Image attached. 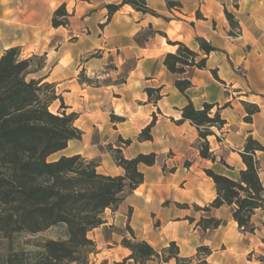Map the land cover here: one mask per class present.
<instances>
[{"label": "crops", "instance_id": "obj_1", "mask_svg": "<svg viewBox=\"0 0 264 264\" xmlns=\"http://www.w3.org/2000/svg\"><path fill=\"white\" fill-rule=\"evenodd\" d=\"M122 1L0 0V56L14 46H20L25 57L45 54L46 66L39 76L56 84L67 112L78 113L76 125L83 136L71 140L66 149L57 152L56 159L82 154L99 161V172L123 175L125 169L106 149L110 143L116 145L120 136L132 139L130 154L124 149L127 157L141 152L160 156L154 165L140 164L144 182L127 193L116 210L107 208L105 222L89 232L97 243L91 264H118L130 257L131 249L122 244V239L130 236L128 226L156 249L176 241L185 257L196 255L200 245L210 246L212 253L206 262L192 264H264L255 255L264 248V209H257L254 215V233L239 227L230 206L202 209L217 194L204 162H219L200 155L196 126L190 121L176 122L188 98L176 88L178 75L164 64L166 54L178 48L169 40L182 41L199 51L196 38L203 37L219 49L208 55V68L191 71L194 85L187 94L196 105V93L203 98L201 106L206 101L220 107L229 103L221 111L228 121L223 140L218 141L215 135L209 140L218 154L228 150L223 157L232 168L226 166L227 170L220 172L237 177L245 168L239 151L246 138L253 135L264 145V0H239L238 13H246L249 20L237 16L243 32L235 38L228 34L229 22L220 0H182L180 9H170L166 0H146L157 15L124 4L109 17L107 5ZM64 3L71 14L70 24L55 27L54 12ZM211 69H217L219 78ZM81 71L97 79L124 73L121 78L125 82L99 80L98 85H90L80 80ZM147 87L161 88L162 98L157 102L150 98ZM244 102L260 106L251 121L246 120ZM112 113L125 120L113 121ZM154 114L153 139L138 140ZM258 157L264 182V151H259ZM165 164L168 170L176 169L164 170ZM202 217L224 222L218 228L203 229L198 224ZM127 264L136 263L129 259ZM146 264L178 263L175 259H150Z\"/></svg>", "mask_w": 264, "mask_h": 264}, {"label": "trees", "instance_id": "obj_2", "mask_svg": "<svg viewBox=\"0 0 264 264\" xmlns=\"http://www.w3.org/2000/svg\"><path fill=\"white\" fill-rule=\"evenodd\" d=\"M166 1L170 9L183 6L182 0ZM220 1L225 6L224 11L232 28L228 34L239 37L243 32L240 19L226 7L224 0ZM124 4H130L143 13L157 15L146 0H123L119 4L107 5L109 17ZM234 4L238 8L239 0H234ZM70 16L64 3L54 12L52 23L55 27L68 26ZM198 16L201 15L198 13ZM196 40L199 51L182 41L169 40L178 48L168 52L164 59L167 69L178 75L176 88L188 98L181 108V118L176 122L190 121L196 126L198 149L203 158L232 168L223 156L212 149L209 140L212 135L218 141L223 140V129L228 121L221 111L229 103L220 107L218 103L206 101L199 107L187 94L194 84L191 75H182L195 68H208V55L219 50L203 37ZM45 66V54L25 57L20 46L10 47L0 56V264H91V255L97 252V243L89 237V232L105 222L107 208L116 210L125 195L144 182L140 164L154 165L160 156L156 152H141L127 157L122 145L108 144L107 151L125 169L123 175L99 172V161L82 154L50 159L52 154L66 149L71 140L81 139L84 132L76 125L78 113L67 112L56 84L39 76ZM211 71L219 78L217 69ZM79 77L90 85L99 84L98 79L87 77L85 71H81ZM118 82H125V79L121 78ZM146 91L156 102L162 98L161 88L147 87ZM57 100H60V107L54 111L52 105ZM243 104L248 112L246 120L251 121L252 116L260 111V106L248 102ZM111 117L113 121L125 120L114 113ZM156 121L154 114L151 122L139 133L138 140L153 139L152 129ZM119 140L128 146L132 143L131 138L120 136ZM259 151H264V145L249 135L239 151L245 168L239 171L237 177L212 167L204 169L213 179L217 194L202 209L230 206L239 227L252 233L257 229L254 215L257 209H264ZM175 169L168 170L164 165V170ZM223 222L216 217H202L198 224L207 229L218 228ZM262 224L264 227V221ZM55 227L61 228L57 237L30 239L25 245L16 243L21 236L33 237ZM127 230L130 236H125L122 244L132 253L118 264H127L129 259L136 264H146L150 259L162 262L175 259L178 264L204 263L212 253L210 246L200 245L196 255L185 257L180 254L176 241L156 249L147 240L138 238L130 226ZM262 240L264 242V236ZM260 260L264 262V255Z\"/></svg>", "mask_w": 264, "mask_h": 264}, {"label": "rangeland", "instance_id": "obj_3", "mask_svg": "<svg viewBox=\"0 0 264 264\" xmlns=\"http://www.w3.org/2000/svg\"><path fill=\"white\" fill-rule=\"evenodd\" d=\"M225 5H226V7L230 10V11H232L233 13H235L237 16L239 15V16H241L244 20H249V17H248V15L246 14V13H242V14H239L238 13V8L237 7H235V4H234V1H232V0H226V2H225ZM226 22H227V20H226ZM228 27H229V30L230 29H232L231 27H230V24H228ZM234 31H235V29H234ZM192 71V70H191ZM191 73V72H190ZM190 73L189 74H184V75H182V76H187V75H190ZM122 75H124V73H122ZM121 75V76H122ZM121 76H116V78H113V76L110 78V77H99V79L98 80H101L102 82H109V81H111V79H116L117 81H119V80H121ZM88 77V76H87ZM90 78H93V80H95V79H97L95 76H93V77H90ZM197 94V99H196V101H197V105L200 107L201 106V101H202V99L203 98H201L200 97V95H198L199 93H196ZM59 107H60V101L58 100L57 101V103L55 104V105H53L52 106V110H54V111H57L58 109H59ZM218 134H220L221 135V133L218 131ZM212 139H214L215 140V138H212ZM217 139V138H216ZM215 142V141H214ZM215 144H216V142H215ZM116 145H122V147L125 149H127V151H128V154H130V150H128V145H126V144H124L123 142H121L119 139H118V141L116 142ZM226 152H228V150H225V151H219V154L221 155V156H223V154H225ZM60 154L59 153H57V154H55V155H53V156H51L50 157V159H56L58 156H59ZM204 165L205 166H208V167H212V168H215L217 171H222V170H227V168H226V166H224L222 163H220L219 162V164L218 165H215V164H213V163H211V162H204ZM231 175H236V174H234V173H231V172H229ZM259 216H263V213L262 212H260V214H259ZM259 216L257 217V219L259 218ZM60 233H61V228L60 227H55V228H52V229H49V230H46V231H43V232H41V233H39V234H37L36 236H21V237H19L17 240H16V243H18V244H22V245H25L26 244V242H28V241H30V239L31 240H36V239H44V238H51V237H57V236H59L60 235ZM264 236V232L262 233V237ZM261 245H262V247H264V242H263V240L261 241ZM2 252H4V249L2 250ZM256 258L257 259H259L262 255H264V248H262V249H260L256 254Z\"/></svg>", "mask_w": 264, "mask_h": 264}]
</instances>
